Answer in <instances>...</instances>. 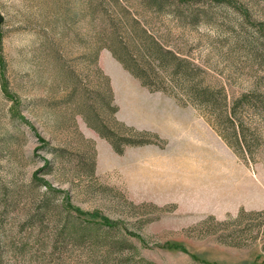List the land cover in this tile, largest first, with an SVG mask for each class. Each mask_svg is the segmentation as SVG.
<instances>
[{
	"label": "rangeland",
	"instance_id": "374dc122",
	"mask_svg": "<svg viewBox=\"0 0 264 264\" xmlns=\"http://www.w3.org/2000/svg\"><path fill=\"white\" fill-rule=\"evenodd\" d=\"M262 211L264 0H0L2 264H264Z\"/></svg>",
	"mask_w": 264,
	"mask_h": 264
},
{
	"label": "trees",
	"instance_id": "16d2710c",
	"mask_svg": "<svg viewBox=\"0 0 264 264\" xmlns=\"http://www.w3.org/2000/svg\"><path fill=\"white\" fill-rule=\"evenodd\" d=\"M206 93L202 94V97H212L211 96H206ZM246 98V96H242L233 106V109L231 112H228L225 116V120L222 122L221 120V116H219L217 118V123L220 125V127H223L224 125H226L227 128H230L233 130L234 136H235V144L236 146H238L239 148H242L245 151H251V148L254 145V140L248 138L247 133L245 132V127L244 124L241 120V118L239 116H237V113L235 112V108L237 107V105H243L244 102L242 100H244ZM225 100V97L224 99ZM116 108H113V111H115ZM87 121V120H86ZM89 123V120H88ZM92 123V122H90ZM94 128L98 130V132H100L103 136H105L106 138H108L109 140L112 141V143L114 144L115 148L118 151H121L117 142H115L114 138V132H110L106 130L101 129L98 126L94 125ZM223 136V135H222ZM223 138L230 144V146L234 147V145L232 143H230L227 138L225 136H223ZM128 143L129 144H133V145H139V144H143L145 143L142 140H132V139H128ZM58 155V153L56 154ZM66 208L67 210H71V212L73 211L75 213V215L69 219L68 217V221L66 224V229L68 230V234L69 236H73V234H77L79 235V233L81 232L83 235H87V234H91V233H97L98 235L101 234V232L103 230L106 231H111V230H118L123 228L122 225H124L121 221L119 220H114L111 219L108 216L105 215H101V214H96L95 213H90V212H84L82 210H80L79 208L75 207L73 205V203H71V201L67 200L66 201ZM260 213H264V211L260 212ZM70 214V213H69ZM243 215V211L240 212V214L238 215L237 219ZM212 219H214V217H211ZM220 223H224L223 221ZM124 229H127V231H130L129 228L125 227ZM246 231H242V230H235L234 232H231L230 235L231 237L236 240L238 238H242L244 237V235ZM80 233V234H81ZM252 233V232H251ZM130 234L132 235H138L134 232L130 231ZM234 245H238L241 246V244H237L234 243ZM2 259L0 260V264H2Z\"/></svg>",
	"mask_w": 264,
	"mask_h": 264
},
{
	"label": "bare ground",
	"instance_id": "6f19581e",
	"mask_svg": "<svg viewBox=\"0 0 264 264\" xmlns=\"http://www.w3.org/2000/svg\"><path fill=\"white\" fill-rule=\"evenodd\" d=\"M227 174V173H226Z\"/></svg>",
	"mask_w": 264,
	"mask_h": 264
}]
</instances>
